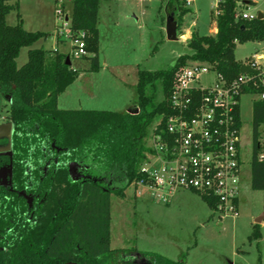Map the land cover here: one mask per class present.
<instances>
[{
	"label": "trees",
	"instance_id": "16d2710c",
	"mask_svg": "<svg viewBox=\"0 0 264 264\" xmlns=\"http://www.w3.org/2000/svg\"><path fill=\"white\" fill-rule=\"evenodd\" d=\"M18 1L0 0V92L10 99L6 120L13 125L11 151L0 153V172L10 168L8 184L0 183V264H185L157 253L112 248L111 195L123 197L126 187L143 177L145 139L159 116L171 112L168 97L176 73L189 61H198L227 79L238 77L243 63L235 58V48L264 41V18H236V0H222L215 33L193 31L187 43L191 53L180 55L167 69L138 70L134 108L65 109L58 105L59 95L79 71L66 64L69 54L42 47L30 48L27 61L17 65L21 48L48 34L29 31L22 22L7 23ZM72 3L70 29L85 42L89 69L97 71L100 0ZM189 10L185 0L166 2L178 29ZM255 81L244 93L264 91ZM262 152L264 99L258 98L252 115L251 187L264 191ZM114 171L124 179L122 186L112 181ZM202 198L213 210L216 201ZM254 227L250 240L261 235L259 223Z\"/></svg>",
	"mask_w": 264,
	"mask_h": 264
},
{
	"label": "rangeland",
	"instance_id": "374dc122",
	"mask_svg": "<svg viewBox=\"0 0 264 264\" xmlns=\"http://www.w3.org/2000/svg\"><path fill=\"white\" fill-rule=\"evenodd\" d=\"M63 1L69 24L73 3ZM253 1L256 3L250 4L248 10L264 13V0ZM166 2L100 0V65L97 71H92L87 57L72 56L73 43L65 37L67 28L59 33L62 24L55 13V0H19V7L6 16L7 23L22 22L29 31L48 34L30 47L21 48L17 65L27 61L30 48L67 53L72 68L79 71V78L63 99L67 102L74 99L75 106L124 111L128 100L133 94L136 96L139 69H167L180 55L191 53L187 43L193 31L203 35L215 33L217 14L212 9V0H194L188 6L190 10L183 17L181 27L177 28L176 39H168L167 16L175 12L166 11ZM260 54H264V41L238 43L235 48V58L242 63ZM157 96L161 98L160 85ZM256 99L258 94L247 92L241 95L239 102L243 121L240 135L243 177L238 214L220 216L192 191L167 194L133 182L126 187L123 197L111 195L112 248L157 253L185 264H264V191L251 187L252 115ZM9 102L8 94L0 92V125L6 120ZM129 105L134 108V101ZM10 150L11 133L1 130L0 153ZM73 170L77 172L75 165ZM7 172L1 173V183L7 182ZM111 178L117 187L124 184L117 171ZM164 193L168 200H163ZM260 216H263L259 221L260 238L250 240L255 220Z\"/></svg>",
	"mask_w": 264,
	"mask_h": 264
},
{
	"label": "built area",
	"instance_id": "2783aa9c",
	"mask_svg": "<svg viewBox=\"0 0 264 264\" xmlns=\"http://www.w3.org/2000/svg\"><path fill=\"white\" fill-rule=\"evenodd\" d=\"M192 1L185 0V3L189 6ZM55 2V13L62 24L59 33L67 28L65 37L73 43L72 56L86 55L83 39L73 37L68 16L64 14V1ZM212 2L216 15L222 0ZM253 3L256 2L236 0V18L257 17L260 11L252 12L247 8ZM243 65L255 71L227 79L206 63L192 61L176 73L168 97L171 112L162 114L154 122L147 137L146 159L140 166L143 177L134 183L167 194L192 191L201 198L214 199L213 210L220 216L238 214L243 177L240 158L243 124L239 125V102L245 88L256 83L255 77L264 85V54L251 56ZM256 94L264 99V91ZM163 119L165 124L161 127ZM263 158L262 152L259 159ZM165 193L163 200H168Z\"/></svg>",
	"mask_w": 264,
	"mask_h": 264
},
{
	"label": "water",
	"instance_id": "95a60500",
	"mask_svg": "<svg viewBox=\"0 0 264 264\" xmlns=\"http://www.w3.org/2000/svg\"><path fill=\"white\" fill-rule=\"evenodd\" d=\"M258 19H263L264 15L263 13H258L257 16ZM176 32H177V22L174 19V14L168 15L167 16V20H166V35L167 38L170 40H175L176 39ZM66 64L70 65L71 61L69 60V58H67ZM255 69H253L251 66L249 65H242L240 68V72L241 73H245V72H254ZM8 130L9 133H12V129H13V125L11 122H7L4 124L0 125V131L1 130ZM73 163L70 164V168L71 170L73 169ZM263 219V216H260L258 218H256L255 223H260L259 221H261ZM63 264H76L73 262H66Z\"/></svg>",
	"mask_w": 264,
	"mask_h": 264
},
{
	"label": "crops",
	"instance_id": "0c3cea01",
	"mask_svg": "<svg viewBox=\"0 0 264 264\" xmlns=\"http://www.w3.org/2000/svg\"><path fill=\"white\" fill-rule=\"evenodd\" d=\"M215 31H216V28H215ZM78 78H79V76L77 77V79L72 83V84H70L60 95H59V98H58V105H59V107H61V108H65V109H76V108H83V109H91V108H88V107H81V105H79V106H75L74 105V102H75V100L74 99H72L71 101H68L67 102V100L66 99H63L64 97L63 96H65V94H66V92H67V90L71 87V86H73V84L78 80ZM134 99H135V95L133 94V96L128 100L129 102H127L126 104H125V110L124 111H128L130 108H131V106L129 105V103H130V101L132 100V101H134ZM62 102H64L65 104H62ZM93 109V108H92ZM8 121L7 120H4V122L2 123V124H4V123H7Z\"/></svg>",
	"mask_w": 264,
	"mask_h": 264
},
{
	"label": "flooded vegetation",
	"instance_id": "af4514ba",
	"mask_svg": "<svg viewBox=\"0 0 264 264\" xmlns=\"http://www.w3.org/2000/svg\"><path fill=\"white\" fill-rule=\"evenodd\" d=\"M11 151V150H10ZM10 151L8 152H4V153H10ZM73 163V162H70V164ZM74 164V163H73ZM75 165V164H74ZM73 170V169H72ZM5 171H8L7 172V176L10 174V168L9 167H4L1 172H0V176H1V173L5 172ZM75 172V170H74ZM7 178V177H6ZM1 183V182H0ZM3 184H8V178H7V182L3 183Z\"/></svg>",
	"mask_w": 264,
	"mask_h": 264
}]
</instances>
